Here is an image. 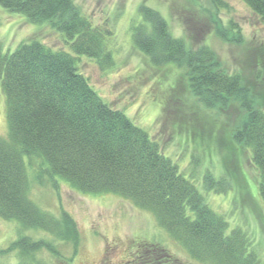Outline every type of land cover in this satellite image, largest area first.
<instances>
[{"label": "trees", "instance_id": "trees-1", "mask_svg": "<svg viewBox=\"0 0 264 264\" xmlns=\"http://www.w3.org/2000/svg\"><path fill=\"white\" fill-rule=\"evenodd\" d=\"M241 1L264 21V0ZM0 6L24 15L32 24L48 25L68 46L67 51L53 50L31 39L2 52L0 45V88L9 135L7 141L0 138V218L76 245L74 220L66 213L56 219L28 197L24 158L36 156L42 162L40 172L55 185L61 181L82 193L115 194L149 210L195 259L264 264L250 249L245 232L233 227L226 233V220L204 203V192L219 193L225 187L214 170L204 168L199 180L194 176L220 133L201 125H209L202 114L195 121L186 117L188 100L220 113L237 103L242 118L231 121V139L227 130L223 143L233 155L240 149L249 151L264 207V112L239 74L223 70L209 47L188 48L183 39L171 35L155 9L142 5L141 17L151 30L142 31L141 24L132 26L136 47L153 64L184 67L188 89L187 96L179 97L173 106L160 103L158 120L164 125L157 136H150L122 111L103 102L77 70V56L94 59L100 67L113 64V31L105 22L93 25L72 0H0ZM217 25L215 32L221 39L238 40V33ZM170 142L189 148L185 167L163 153L162 146ZM40 246L52 248L25 237L11 245L19 247L21 255Z\"/></svg>", "mask_w": 264, "mask_h": 264}, {"label": "rangeland", "instance_id": "rangeland-1", "mask_svg": "<svg viewBox=\"0 0 264 264\" xmlns=\"http://www.w3.org/2000/svg\"><path fill=\"white\" fill-rule=\"evenodd\" d=\"M72 1L93 25L105 22L113 31L110 46L113 64L100 67L94 59L77 56L78 72L103 102L122 111L150 136H157L164 125L158 120L160 103H169L171 107L179 97L187 96L188 89L184 67L174 63L153 64L136 47L132 26L141 24L142 31L151 30L150 23L141 17L142 5L155 9L166 21L171 35L183 39L188 48L209 47L223 70L241 76L243 85L264 112V21L243 1ZM216 23L238 33V40L221 39L215 32ZM31 39H38L53 50H68L60 35L48 25L32 24L24 15L8 12L0 6L2 52H9L20 42ZM195 102H185L186 117L195 121L194 118L202 114L203 121L209 125H201L220 134L215 136L218 142L212 141L194 176L199 180L204 168L214 170L225 185L219 193L204 192L203 201L226 220V233L240 227L251 240L250 249L264 262V207L257 193V171L250 161L249 151L240 149L230 154L222 138L227 137L228 130L231 139V121H240L242 114L237 103L220 113ZM5 113V98L0 88V138L7 141ZM196 125L199 126L197 122ZM162 147L172 163L184 167L189 163V148L174 142ZM41 166L36 156L24 158L28 197L56 219L63 213L68 214L76 224L78 241L74 245L52 233L23 229L15 220L0 218V264H212L190 256L149 210L115 194L82 193L61 181L55 185L48 175L40 172ZM22 237L43 241L53 249L40 246L28 255H21L20 248L11 245Z\"/></svg>", "mask_w": 264, "mask_h": 264}]
</instances>
